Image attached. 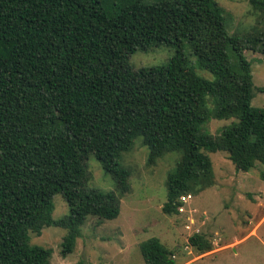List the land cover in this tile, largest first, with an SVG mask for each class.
I'll return each instance as SVG.
<instances>
[{"label": "trees", "instance_id": "1", "mask_svg": "<svg viewBox=\"0 0 264 264\" xmlns=\"http://www.w3.org/2000/svg\"><path fill=\"white\" fill-rule=\"evenodd\" d=\"M249 3L264 14V0ZM162 44L174 49L166 64L130 66L135 52ZM245 48L215 0H0V264H52L30 234L64 229L66 257L88 217L116 219L114 192L86 188V162L94 156L123 196L121 155L138 137L149 165L182 152L167 176L166 215L213 185L207 153L226 152L242 172L264 163V108L251 105ZM209 119L233 121L212 136ZM57 194L68 213L54 219ZM190 245L198 256L213 249L204 234ZM138 248L144 264H177L157 237Z\"/></svg>", "mask_w": 264, "mask_h": 264}, {"label": "rangeland", "instance_id": "2", "mask_svg": "<svg viewBox=\"0 0 264 264\" xmlns=\"http://www.w3.org/2000/svg\"><path fill=\"white\" fill-rule=\"evenodd\" d=\"M215 2L223 10L227 31L245 43L243 53L250 62L253 81L251 105L264 108V14L255 10L249 0ZM183 53L194 65L191 51L186 47ZM173 55L172 47L157 45L135 52L129 64L133 69L161 66ZM195 72L203 79L213 80L206 70L195 67ZM232 121L209 119L202 128L217 136ZM207 154L212 164L213 185L192 195L189 209L195 210L196 220L204 222L200 230L211 241L212 251L198 256L192 246L184 250L188 212L185 215L162 212L167 176L175 170L182 152H167L149 165L148 149L141 137L121 155L120 164L130 173V191L123 196L94 156L86 162V188L114 192L120 210L116 219L88 217L74 251L66 257L60 255L65 234L62 228L45 227L39 236L32 233L30 243L51 250L52 264H144L138 244L150 237H157L173 250L177 264H264V163H256L248 172H242L234 168L226 152ZM53 204L54 219L68 213L61 195L53 197Z\"/></svg>", "mask_w": 264, "mask_h": 264}, {"label": "built area", "instance_id": "3", "mask_svg": "<svg viewBox=\"0 0 264 264\" xmlns=\"http://www.w3.org/2000/svg\"><path fill=\"white\" fill-rule=\"evenodd\" d=\"M191 199H192V196L187 194V195L180 196L179 199L177 200L178 201V206H177L178 214L185 215V213L188 212V215L186 216V220H185L186 223L184 225V229L186 233L184 250H189V248L191 247L190 245L191 237L202 234L200 230V225L204 224V222H199L198 220L194 218L193 213L195 212V210L189 209V203Z\"/></svg>", "mask_w": 264, "mask_h": 264}]
</instances>
